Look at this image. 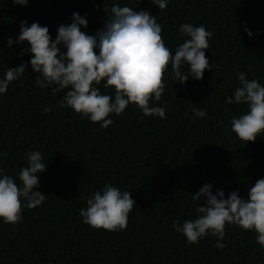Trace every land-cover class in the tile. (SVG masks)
Listing matches in <instances>:
<instances>
[{
    "label": "trees",
    "instance_id": "16d2710c",
    "mask_svg": "<svg viewBox=\"0 0 264 264\" xmlns=\"http://www.w3.org/2000/svg\"><path fill=\"white\" fill-rule=\"evenodd\" d=\"M106 4L156 16L173 53L187 39L179 35L181 25L204 26L212 33L205 50L211 68L202 80L189 76L181 84L169 65L161 100L150 103L164 107L165 118L144 116L130 104L123 114H110L113 123L104 128L58 107L67 89L53 92L36 85L39 73L30 64V45L16 39L26 21L47 26L54 41L73 13L86 14L88 27L81 30L94 35L107 19L105 0H28L26 6L0 0V79L9 67L27 64L0 93V172L19 184L32 151H40L46 164L37 173L45 201L24 208L18 224L0 220V264H264L254 230L226 225L220 249L216 236L189 244L173 227L174 220L182 224L196 218L200 202L192 194L204 185L212 184L213 194L222 190L225 198L237 191L247 199L249 189L264 178V133L244 144L230 121L247 106L225 103L226 97L234 99L240 72L264 86V0H167L164 10L151 0ZM98 87L114 99V89L103 88V82ZM194 104L204 117L194 115ZM45 106L52 111L45 113ZM105 184L130 191L136 202L124 230L94 229L79 215L87 198Z\"/></svg>",
    "mask_w": 264,
    "mask_h": 264
},
{
    "label": "clouds",
    "instance_id": "9594fccd",
    "mask_svg": "<svg viewBox=\"0 0 264 264\" xmlns=\"http://www.w3.org/2000/svg\"><path fill=\"white\" fill-rule=\"evenodd\" d=\"M151 2L159 10L167 8V0ZM13 3L26 6L28 0H13ZM104 11L107 19L94 35L81 30L88 27L86 14L82 17L73 13L70 24L58 27L54 41L47 26L21 22L16 43L30 45V64L33 71L39 73L36 85L51 88L53 92L67 89L58 107L70 108L104 128L113 123L107 119L110 114H123L130 104L144 116L165 118L166 109L150 106V103L161 100L169 65L176 82L183 84L189 76L202 80L204 71L211 68L205 50L209 49L208 38L212 33L204 26L181 25L179 35L187 39L173 53L161 35L162 26L148 11L137 12L119 4L108 7L106 0ZM245 31L251 37L247 28ZM13 43L9 38L8 47ZM185 64L189 66L186 72L182 70ZM26 67V63L9 67L0 79V93H6L9 84L23 75ZM237 75L240 86L235 88L234 99L226 97L225 103L247 106L244 114L230 121L232 131L246 144L255 142L264 133V86L256 79L248 80L244 72ZM102 82L103 88L114 89V99L112 95L101 93L98 86ZM51 111L45 106V113ZM193 113L201 118L206 115L195 104ZM27 158L28 166L18 175L19 184L12 176L0 172V220L5 224H18L24 208L35 209L46 199L38 190L37 176L46 170L45 160L40 151L27 153ZM212 187L206 184L192 194V199L200 202L195 208L197 216L182 224L174 220L175 230L183 234L189 244H196L209 234L216 236L219 238L216 247L222 249L225 245L220 241L226 225H236L246 231L254 230L258 244L264 248V178L249 189L247 199L241 198L237 191L227 198L222 190L213 194ZM86 204L87 207L79 211L83 222L107 231L126 229L129 214L136 206L130 191L122 192L110 184L87 198Z\"/></svg>",
    "mask_w": 264,
    "mask_h": 264
}]
</instances>
